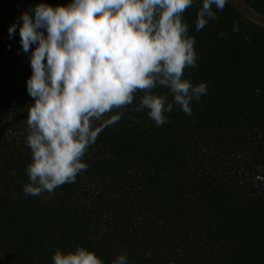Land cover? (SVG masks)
<instances>
[{
  "label": "trees",
  "instance_id": "16d2710c",
  "mask_svg": "<svg viewBox=\"0 0 264 264\" xmlns=\"http://www.w3.org/2000/svg\"><path fill=\"white\" fill-rule=\"evenodd\" d=\"M238 1L264 17V0ZM40 2L0 0V264H52L56 251L78 246L103 264L120 254L127 264H264V26L226 2L196 31L194 0L182 22L197 66L182 78L207 93L192 115L174 105L157 127L136 107L146 91L171 102L169 90L137 89L131 104L90 121L122 113L87 148L75 182L31 196L22 190L30 53L19 27L12 38L8 29Z\"/></svg>",
  "mask_w": 264,
  "mask_h": 264
},
{
  "label": "clouds",
  "instance_id": "9594fccd",
  "mask_svg": "<svg viewBox=\"0 0 264 264\" xmlns=\"http://www.w3.org/2000/svg\"><path fill=\"white\" fill-rule=\"evenodd\" d=\"M227 0H202L195 30L215 20ZM194 0H70L52 6L41 0L21 13L9 29L12 38L19 27L20 46L29 54L31 75L26 90L34 98L28 110L26 145L32 153L26 168V195L51 194L65 183H74L87 168L82 161L87 148L103 127L117 122L114 108L131 104L133 93L161 85L166 96L145 92L136 111L147 110L157 127L167 121L173 106L192 115L191 104L206 95L204 82L194 85L182 78L186 67L197 66L194 38L182 13ZM22 22V23H21ZM30 46L31 51H30ZM52 264H103L93 252L56 251ZM111 264H127L126 254Z\"/></svg>",
  "mask_w": 264,
  "mask_h": 264
},
{
  "label": "rangeland",
  "instance_id": "374dc122",
  "mask_svg": "<svg viewBox=\"0 0 264 264\" xmlns=\"http://www.w3.org/2000/svg\"><path fill=\"white\" fill-rule=\"evenodd\" d=\"M227 2L238 7L249 20L253 21L256 24L264 26V17L256 14L253 10L248 8L243 3L239 2L238 0H227Z\"/></svg>",
  "mask_w": 264,
  "mask_h": 264
}]
</instances>
